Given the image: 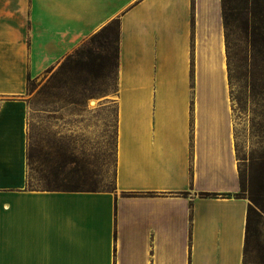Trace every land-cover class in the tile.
Listing matches in <instances>:
<instances>
[{
	"label": "crops",
	"instance_id": "1",
	"mask_svg": "<svg viewBox=\"0 0 264 264\" xmlns=\"http://www.w3.org/2000/svg\"><path fill=\"white\" fill-rule=\"evenodd\" d=\"M111 24L113 188L31 189L27 77ZM238 167L221 0H0V264H251Z\"/></svg>",
	"mask_w": 264,
	"mask_h": 264
},
{
	"label": "rangeland",
	"instance_id": "2",
	"mask_svg": "<svg viewBox=\"0 0 264 264\" xmlns=\"http://www.w3.org/2000/svg\"><path fill=\"white\" fill-rule=\"evenodd\" d=\"M229 8H234L226 28L233 70L229 93L234 147L238 168L247 176L249 159L264 149L262 96L255 93L257 87L249 90L252 77L262 83L263 72L251 76L256 62L250 59L246 36L253 25L250 7L244 9L232 0ZM70 54L26 84V185L31 189L111 190L115 164L112 110L100 116L89 110L100 97L114 91V69L91 77L65 66ZM257 68L263 70V64ZM262 208L256 209L257 215L251 214L248 261L264 260V203Z\"/></svg>",
	"mask_w": 264,
	"mask_h": 264
},
{
	"label": "trees",
	"instance_id": "3",
	"mask_svg": "<svg viewBox=\"0 0 264 264\" xmlns=\"http://www.w3.org/2000/svg\"><path fill=\"white\" fill-rule=\"evenodd\" d=\"M237 4L245 9V5L250 7L252 12V28L246 32L247 43L249 48L250 59L256 62L251 73L254 75L257 71H262V83H256L252 77V84H249V90L255 91L257 95H261V101L264 105V0H234ZM232 0H221L222 23L224 30L225 56H226V71L229 89L232 80V68L230 64L231 56L228 48V32L226 30L229 18L233 15L234 8H229ZM245 43V28L243 30ZM117 40L118 30L116 24L104 26L87 41L80 45L70 54L65 66L74 71H85L91 77L103 76L107 70L114 69V82L116 87V67H117ZM263 64V70L257 67ZM30 78L27 77V82ZM85 86V81L82 82ZM264 128V114L260 118ZM30 160V158H27ZM248 175L240 172L239 168V183L240 190L236 197H243L249 200L246 223H245V238L243 247V262L251 264H264V260L248 261V242L251 236V214L257 215L256 209L262 211L264 203V149L259 155L252 156L249 159ZM65 191H82L76 189H64ZM96 191V190H88ZM245 195V196H244ZM216 195L203 194L202 197H215Z\"/></svg>",
	"mask_w": 264,
	"mask_h": 264
},
{
	"label": "water",
	"instance_id": "4",
	"mask_svg": "<svg viewBox=\"0 0 264 264\" xmlns=\"http://www.w3.org/2000/svg\"><path fill=\"white\" fill-rule=\"evenodd\" d=\"M91 102H92V101H91ZM91 102H90V103H91Z\"/></svg>",
	"mask_w": 264,
	"mask_h": 264
}]
</instances>
